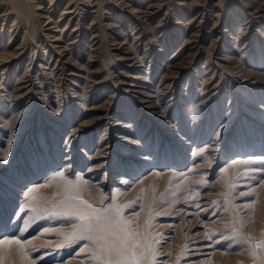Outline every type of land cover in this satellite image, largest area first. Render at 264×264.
<instances>
[{"label": "bare ground", "instance_id": "1", "mask_svg": "<svg viewBox=\"0 0 264 264\" xmlns=\"http://www.w3.org/2000/svg\"><path fill=\"white\" fill-rule=\"evenodd\" d=\"M168 2V0H0V19L7 20L5 24L8 26H6V29L10 39L14 36L12 31L18 33V30H16L18 25L24 24L27 27V24L32 20L40 30L41 37L39 36L38 41L41 45L42 43L45 44L42 47L45 48L46 45H50L58 53V57L54 62V59L51 63L43 59L46 64L44 65L45 67L38 63L34 71V77L39 79L42 84L41 87L45 91V94L39 97L44 103L43 106L56 114H60V108L62 107L60 103L63 99H60V97L63 94L67 101H69L68 98L70 96L72 102L79 108L77 111L75 108L73 109L76 111L75 115L68 121L66 120L64 128L57 125L55 127V124H51L50 120L41 131L35 130L37 133L32 136L33 138L30 137V133L27 134L21 149L12 159L15 147L19 142V140L18 142L14 141L13 136L16 130H19L20 133L23 131L24 125L20 126L18 121L21 118L22 111H25L24 108L27 103H24L25 105L18 111L13 110L17 107L12 104L16 98H21L26 92L31 90L34 77L30 75V67H26L27 69L23 70L4 97L0 96V100L9 97L10 103L6 106L5 111L15 112L7 118H3L4 113L0 112V122L2 121L3 125L9 124V134H7L9 137L3 141L4 145L0 147V230H3L1 234L3 237H0V245H7L6 256L14 257L11 263L16 261L15 258L24 262L34 260L29 258V255L33 254L32 251L30 254V251H25L27 247L22 251L19 243L21 241L17 238L19 235L8 236L4 234L5 230H9L4 227V224L11 212V208L14 207V203H11L10 206L7 200L10 199L12 201L14 196L17 195L12 189L14 188L13 185H20V183H16V180H11L12 178L23 180L22 178L25 177V179L34 181L40 173L45 174V170L51 171L43 183L29 186V189L32 190L29 195H25V193L29 192V189L23 192V197L28 198L27 204L31 205L20 229V231H25L29 221L32 219L34 206L42 197H48L51 191L62 190V183H68L71 189L80 191L88 198H94L95 193H93V190L97 192L101 186L113 191L115 189L122 190L126 184L125 182L127 181L128 183V180H130L127 176V179H125L123 174L120 176L121 179L117 177V179H113L116 185L113 184L112 187L103 183V177L106 176L112 159H115L116 164L119 165V167L111 166L115 169L114 172L123 170L131 174L135 169L140 172L157 164L160 166L171 165L174 157H177V159H179L178 157L183 158L184 154L182 152L186 151L184 149L186 147L192 148L191 154L194 156L199 148L193 143L194 137H192V133L189 136L187 134L184 135V133L181 135L179 133L181 128L176 127V121L168 122L170 121V112L176 107L180 108V110H188L189 114H185V116L194 118L192 119L191 131H189L194 132L195 128L197 130L200 129L201 124H197V121L202 120L205 109L212 112V107L215 106L212 120L216 116L215 113L219 109V104L215 99L222 95L221 92L226 88L227 82L226 76L222 72L223 69H235L236 72H239V79H243V82H238V84H241L243 88L249 80H251L252 84L258 80L259 74H254L257 69L249 68L246 72H240L242 69L240 68V63H243L242 59L246 53H254L255 41L262 34L264 35V0L243 1L241 10L234 11L228 24L225 21L227 18L224 20L220 19V14L214 12L218 2L211 5L210 3H205V1L200 2V0H176L174 4L180 6V9L172 6L162 11L164 5ZM204 3L205 5H203ZM198 6H202V8H197ZM60 7L62 8L59 17L55 19L54 14ZM196 8L198 9L197 11L194 10ZM188 12H191L192 15L186 18L184 14ZM102 13L103 17H101ZM104 13H108L107 19H112L111 22L104 23L109 28L110 33H113L111 43L113 44V47H111L113 51H110V55H112V59L117 60L118 64L121 65L115 80L112 79L108 71L105 74L102 73L103 67L98 65L100 63L97 62L98 59H95L93 54L99 48L101 36H104L102 35L103 28L101 27L103 23L100 19L106 18ZM171 16H173V20H170ZM158 17L159 19H157ZM61 19H66V21L58 29L59 35H50L49 33L57 31V29H53V26H50L51 23L58 27ZM156 19L157 23H152ZM9 22L11 23L8 24ZM5 24H1V27H4ZM69 24L72 27L66 28ZM222 24H226V26L222 28ZM126 26L127 29L125 28ZM234 28H238L236 35L234 34ZM44 29L47 30L46 33H43ZM170 29L171 33H169ZM246 36H249L248 40H246ZM208 40H211L213 45L210 48L214 49L217 45L218 49L222 48L224 52L217 50V54L221 55H217L215 58H209L207 55L204 61L206 65L201 71L200 63L198 62L200 59L199 55L202 53L203 43ZM0 42L2 43V41ZM176 42H179L177 47L169 56H166L168 54L164 53L165 47L171 48ZM40 44H36L35 47L40 48ZM30 49L31 58H34L36 49H33V47ZM141 49L142 53L140 52ZM21 52V50H16L10 53L5 47L2 51L0 50V61ZM238 52L242 54L235 56L234 53ZM45 53L46 49L44 50ZM85 53L87 54L85 57L87 61L83 64L79 59L84 58ZM71 55H74V57ZM237 57L240 60L238 65V60L234 61ZM146 62H148L147 66ZM251 64L255 65L256 63L252 60ZM257 65L261 64L257 63ZM187 74L188 76H186ZM230 82H232L231 79H229ZM229 86L232 87V84ZM195 89L199 90L198 93H195ZM230 90H228L230 91L229 93L234 92V87ZM246 92H249L251 96L253 95V92L248 89ZM68 94L70 95L68 96ZM235 104L228 105L227 116L232 111L234 113L230 115V118L223 126L218 128L217 132L214 133V137H209L208 135L210 130L208 124L205 130L203 128L196 136L195 140L197 141L199 138H204L205 140L210 138L208 144L205 142L206 146L203 144V149L206 151L215 149L213 145L222 136H225L227 130L231 128L232 121L237 118L238 110H236ZM261 107L259 108H261L262 113V111L264 112V106ZM29 110L27 112H30ZM244 114L256 120L260 119L256 118L259 113L253 112L251 109ZM152 115L160 117L168 124L164 127L162 126V129L158 128L159 126H150L144 129L146 120ZM197 117L199 118L197 119ZM246 119L248 118H245V121L243 120L242 126L248 127L245 123L247 122ZM237 126L239 127L238 124ZM17 127L19 128L17 129ZM48 127L54 128L47 129ZM0 130L6 131L5 128ZM140 131H142V134L138 137L137 134L141 133ZM241 132L239 129L238 134ZM60 133H63L61 134L64 141V146L62 147L65 148L58 146ZM253 133L251 132L245 136L250 138L254 135ZM261 137L263 139L262 132ZM179 140H183L182 144L179 145L184 148L178 147L179 149L173 152L172 149L176 147L173 144ZM151 141L156 142L155 152L151 156H148L147 153L145 155L142 153L137 154L141 150L148 152L145 148ZM251 142V139L246 141L248 146L252 144L258 145L255 141ZM161 145L162 148H160ZM164 147H166L165 150L169 151L167 155L170 158L160 162L157 154L160 150L162 152ZM78 154H81L83 159L78 158ZM208 156L210 155H207L206 158ZM84 158L85 161H83L84 165L82 166L86 169L83 173L76 171L77 177L80 179L77 180V177L76 179L70 178L68 173H70L76 161L82 162ZM234 159L232 160L233 162ZM238 159L239 157L235 161H238ZM58 161L59 163L61 162L62 167L60 170L55 171V165ZM131 161H133V166H127L126 163ZM120 166H123V168ZM104 168L105 170L103 171L102 169ZM102 171L101 179L97 178ZM57 173H63V175L57 176ZM84 174H87V176L85 177ZM69 181L72 183L70 184ZM22 205L25 206V204L16 205L17 212ZM17 212L15 215H17ZM261 212L263 213V211ZM250 219L249 222H252V218ZM256 221L257 223L259 222L258 218ZM205 234L194 233L190 235L187 238L188 240L190 239L189 246L190 248H205V253L212 255L215 249L209 252L208 248L211 249L212 247L202 241ZM31 241L34 243L42 242L37 237ZM195 242L199 246H195ZM45 243L51 244L49 240L45 241ZM53 250L55 251V248Z\"/></svg>", "mask_w": 264, "mask_h": 264}, {"label": "rangeland", "instance_id": "2", "mask_svg": "<svg viewBox=\"0 0 264 264\" xmlns=\"http://www.w3.org/2000/svg\"><path fill=\"white\" fill-rule=\"evenodd\" d=\"M168 1L169 2L164 5L162 11L167 7L172 6L179 7V9L181 8L174 4L176 0ZM202 1H205L207 4L210 3L211 5L213 3L217 4L218 2L216 8H214V12L220 14V19L224 20L227 18L225 19L227 24L234 11H240L243 1L245 2V0H200V2ZM205 3L203 5H205ZM202 6H198L197 8L201 9ZM61 8L62 7H60V9L54 14L55 19L59 17ZM197 8L194 10L197 11ZM101 15L100 16L103 17V13ZM104 15L106 18H100L103 23L101 24V27L103 28L102 35L104 36H101L99 48L93 54L95 55V59H98L97 62L100 63L98 65H102L103 67L102 73L105 74L106 71H108L112 79L115 80L121 65L118 64L117 60L112 59L113 57L110 55V51H113L111 49V47H113V44H111L113 33H110V30H108L109 28L104 23L111 22L112 19H107L108 13H104ZM191 15V12L184 14L186 18L191 17ZM172 18L173 16L170 17V20H173ZM157 19H159V17ZM157 19L152 23H157ZM65 21L66 19H61L58 27L51 23L50 26H53V29H57V31L49 34H56V36H58V29L64 25ZM6 22L7 20L4 21L0 19V41H2V43L0 42V50L2 51L6 47L10 53L16 50H21L22 52L16 53L12 57L0 61V96L3 97L11 89L17 77L23 72V70L27 69L26 67H30V75L34 77V71L38 63L43 67L46 65L43 59L51 63L53 59L54 62L58 57V53H56L50 45H46L44 48L42 45L45 44L42 43L41 45L39 43V36L41 37L40 30L37 27V24L32 20L27 24V27L24 24L18 25V28L16 29L18 30V33L11 30L14 35L11 39L8 37ZM10 23L11 22L8 24ZM1 24H5V26L1 27ZM168 25L170 24L168 23ZM224 26H226V24H222V28ZM70 27H72L71 24L66 28ZM125 28L127 29V26ZM237 30L238 28H234L235 35ZM46 32L47 30L44 29L43 33ZM169 33H171V29ZM248 38L249 36H246V40H248ZM178 43L179 42H176L171 48L165 47L164 53L168 54L166 56H169L172 53ZM263 43L264 35L262 34V36L255 41L254 53H246L242 59L243 63H240L242 66H240V68H242L240 72H246L249 68L257 69L254 74H259V78L256 82H253V84L251 80H249L243 88L241 84H238V82H243V79H239V72H236L235 69L222 70L226 76L227 82L226 88L221 92L222 95H219L218 98L215 99L219 104V109L215 113L216 116L214 120H212V114L214 113L215 106L212 107V112L205 109L202 120L197 121V124H201L200 129L197 130V128H195L194 132H190L191 125H193L192 119L194 118L185 116V114H189V111L185 109H183V111L176 107V109L170 112V121L168 122L176 121V127L181 128L179 132L181 135L184 133V135L187 134V136H189V134L191 135L192 133V137H194L193 143L199 148L198 152H196L197 155L195 154L192 156V148L181 147L179 144H182L183 140H179V143H175L176 145L173 144L176 147H174L172 151L176 152L177 149H179L178 147L184 148L186 151L182 152V154H184L183 158L178 157L179 159H177V157H174V164H165V166L157 164L150 169H145L140 172L135 169L131 174H128V172L123 170H116V172H114L115 169L111 166L119 167V165L116 164L115 159H112L110 163L111 168H108L106 176L103 177V183L112 187L113 184H115L113 179L120 178L123 174L125 179L128 178L130 180H128V183L127 181L125 182L126 184L123 186L122 190L115 189L113 191L108 190L105 186H101L97 192L96 190H93V193H95L94 198H88L85 194L83 195V193H80V191L71 189L68 183H62V190L51 191L48 197H42L34 206L32 219L29 221L28 227L25 231H20V229L23 220L28 213V208H31V205L27 204L28 198L23 197V192L27 191L31 184L35 186L39 183H43L48 178L51 171L45 170V174L40 173L34 181L25 179V177L22 178L23 180L12 178L11 180H16V183H20V185L14 183L16 186L13 185L14 188L12 189L17 195L14 196L12 201L10 199L7 200L10 203V206L11 203H14V207L11 208V212L4 224V227L9 229L5 230L4 234H7L8 236L19 235L17 238L21 241L19 243L22 251L27 247L25 251H30L29 254L31 251L33 253L29 255V258L34 259L33 261L24 262L23 260L20 261L15 258L16 261L13 263L264 264V244L259 248L255 247L258 241L264 239V186H262L264 185V112L262 111L261 113V106H264ZM36 44H40V48L35 47ZM203 44L202 53L199 55L200 59L198 61L200 63L198 64L201 71L204 69V65H206L204 61L207 55L209 58H215L217 55H221L217 54V50H223L222 48L218 49L217 45L214 49L210 48V46H213L211 40H208ZM2 46H4V48L1 49ZM32 47L33 49H36L34 58H31L30 53V48ZM45 49L46 53L44 54ZM140 52L142 53V49ZM238 54L241 55L242 53H234L235 56ZM86 56L87 54L85 53L84 58L82 57L83 59H79L83 64L87 61L85 58ZM72 57H74V55ZM238 59L239 57L234 59V61ZM30 60H33L32 64ZM252 60L256 63L255 65L251 64ZM239 62L240 60H238L237 65ZM257 63H260L261 65H257ZM147 64L148 62H146V66ZM186 76H188V74ZM229 79H231L232 82L229 83ZM39 83V79L34 77L31 90L26 92L21 98H16L13 101L12 105L17 107L16 109L12 108L14 111L22 109V106L25 105L24 103H27V106L24 108L25 111H22L21 118H19L18 121L20 126L24 125L23 131L20 133L19 130H16V133H14L13 136L14 141L18 142L19 140V142L15 147L14 155L11 157L12 159L21 149V145L24 143L27 134L30 133V137L33 138L32 136L37 133L35 130H38V132L41 131L42 128L46 127L45 124L50 120L51 124H55V127L58 126L64 128L66 126L64 124L66 120L68 121L72 118L77 109H79L77 105L72 102L69 96L70 94H68L69 101H67V98L65 99L63 94H61L60 99L63 98L64 100H60L62 103H60L62 106L60 108V114H56L54 111L43 106L44 103L39 97H42L45 94V91L43 87H41L42 84ZM231 84L232 87L229 86ZM233 87L234 92L229 93L232 91L230 89ZM247 89L250 90V92H253L252 96L249 92H246ZM195 90V93H198L199 90ZM0 101V112L4 113L2 116L3 118L10 117L12 113H15L7 110L5 111L6 106L10 103L9 97L1 99ZM228 103L231 105L236 103L235 108L238 110L236 114L237 118L232 121L231 128H227L228 130L226 129V135L220 138L217 142L218 144L216 143L213 145L215 149L206 151L203 147L208 144L210 138L206 140L204 138H199L197 141L195 140L196 136L203 128L205 130V127L208 124L210 129L208 135L209 137H214V133L217 132L218 128L223 126V124L230 118V115L234 113L232 111L229 116H227L229 107ZM74 108L76 111L73 110ZM249 109L253 112L259 113L256 118L260 119L256 120L244 114L247 113ZM28 110L30 112H27ZM199 117H197V119ZM159 118L160 117L156 115H152V117L146 120L144 129L150 126H159L158 128L162 129L168 124V122ZM245 118H248L246 119L247 122H245L248 127L242 126V122ZM178 121L180 122L178 123ZM0 124V129H6L4 132L3 130H0L1 147L4 145L3 141L9 137L7 135L9 134V124L3 125L2 121ZM19 127H17V129ZM49 128L53 129L54 127H48L47 129ZM239 129L242 131L240 134H238ZM173 130L175 131V129ZM140 132L141 133L137 134L138 137L142 134V131ZM251 132H254L252 137L249 136L250 138H248L245 136ZM261 132L263 133V139H261ZM203 133H205V131H203ZM61 134L63 133H60L58 146H60V148H65L62 147L64 146V141ZM20 139L22 140L20 141ZM249 139L252 140L251 143L255 141L258 145L256 146L252 144L248 146L246 141ZM232 141L235 142L233 143ZM242 141L244 144L241 143ZM205 142H207L206 145ZM146 147L147 148L145 149H147L148 152L141 150V152L137 154L142 153L145 155V153H147L148 156H151V154L155 152L156 142L151 141ZM160 148H162V145ZM165 149L166 147H164L162 152L160 150L157 154L160 162L164 159L170 158L167 155L169 151ZM60 154H62V152H60ZM207 155L210 156L206 158ZM238 157V161H235ZM78 158L83 159V156L78 154ZM208 158L210 159L208 160ZM233 159L234 162L248 161V163H236L235 165L232 161ZM83 161H85V158L82 162L76 161L74 167H72V170L68 173L70 178L76 179V171H81L83 173L86 169L82 166L84 165ZM126 165L133 166V161L126 163ZM123 166L120 167L123 168ZM61 167V162L59 163L58 161L55 165V171L60 170ZM9 169L11 170L10 166ZM102 170L104 171L105 168ZM103 171L100 172L97 178L101 179ZM84 176L86 177L87 174H84ZM242 193H251V195H242ZM75 197H79V199H75ZM82 201H86L87 203H82ZM21 204H25V206L22 205V207H19L18 213L16 205ZM129 204L130 207H124ZM88 205H91L92 207L90 208ZM105 208L108 209L107 212L103 211ZM117 209L120 211L117 212ZM261 211H263V213ZM16 212L17 215H15ZM71 213H75V215H71ZM157 213L159 214L157 215ZM80 215H84L87 219L81 220L79 218ZM15 216L16 218H14ZM105 217H107V219H105ZM97 218H99V220ZM250 218H252V222H249ZM257 218L258 221L263 224L262 226L261 223H257ZM98 224H104L105 228L103 230L100 229ZM2 231L3 230H0V235L2 234ZM207 231L210 233L208 234ZM194 233H201L203 235L206 233L202 241L204 244L212 247L211 249L208 248L209 252L212 249H215L213 250L212 255L205 253V248H190V239L188 240L187 238ZM0 237L2 238L3 235ZM36 237L42 242L34 243L31 241ZM47 240H49L51 244H46L45 241ZM195 246H199V244L195 242ZM54 248L55 251L53 250ZM47 250L50 252H45ZM6 254L7 245H0V264H10L14 258L12 256H6ZM223 255H225V257H223Z\"/></svg>", "mask_w": 264, "mask_h": 264}, {"label": "snow or ice", "instance_id": "3", "mask_svg": "<svg viewBox=\"0 0 264 264\" xmlns=\"http://www.w3.org/2000/svg\"><path fill=\"white\" fill-rule=\"evenodd\" d=\"M201 151H203V150H201ZM234 163H248V161H240V162H234ZM223 171V170H222ZM63 175V173H57V176H62ZM80 178L79 177H77V180H79ZM69 183L71 184L72 182L71 181H69ZM32 190L31 189H29V192H27V193H25V195L27 196V195H29V193L31 192ZM242 195H251V193H242ZM75 199H79V197H75ZM82 203H87L86 201H82ZM213 203H215V202H213ZM88 207H92L91 205H88ZM124 207H130V204L129 205H125ZM103 211L104 212H107L108 211V209L107 208H105V209H103ZM117 212H119L120 210L119 209H117L116 210ZM159 213H157V215H158ZM71 215H75V213H71ZM81 220H85V219H87V217H85L84 215H80V217H79ZM98 220H99V218H97ZM105 219H107V217H105ZM98 227L100 228V229H104L105 228V225L104 224H98ZM102 238V237H101ZM262 244H264V239H262L261 241H258L257 243H256V245H255V247L256 248H259V247H261V245Z\"/></svg>", "mask_w": 264, "mask_h": 264}]
</instances>
